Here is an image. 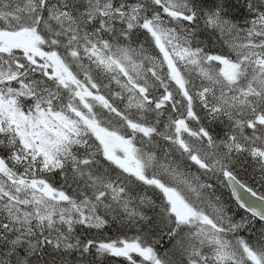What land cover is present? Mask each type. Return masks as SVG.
I'll list each match as a JSON object with an SVG mask.
<instances>
[{"label": "snow or ice", "instance_id": "snow-or-ice-1", "mask_svg": "<svg viewBox=\"0 0 264 264\" xmlns=\"http://www.w3.org/2000/svg\"><path fill=\"white\" fill-rule=\"evenodd\" d=\"M0 264H264V0H0Z\"/></svg>", "mask_w": 264, "mask_h": 264}]
</instances>
